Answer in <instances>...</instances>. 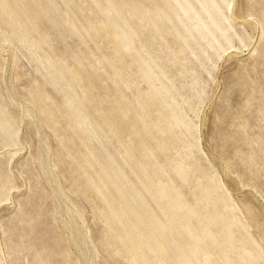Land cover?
Instances as JSON below:
<instances>
[{"label": "bare ground", "instance_id": "bare-ground-1", "mask_svg": "<svg viewBox=\"0 0 264 264\" xmlns=\"http://www.w3.org/2000/svg\"><path fill=\"white\" fill-rule=\"evenodd\" d=\"M90 1L104 21L98 24L89 21L88 27L96 37L105 40L110 57L103 56L104 64L82 73V60L72 65L66 58L51 57L50 52L44 50L46 53L39 59L45 71L44 80L51 82L58 92L51 96L45 89L35 88L33 105L22 102L33 124L38 126V118L45 121L61 146L68 147L66 153L84 177L80 193L94 205V211L106 228L104 237L109 243L110 257L126 261V264H262L264 215L253 206L257 200L255 186L248 187L245 192L242 189L245 193L243 211L247 223L263 239V244L254 242L246 223H237L238 215L228 214L234 208L230 195L215 181L214 173L206 175V181L198 184L199 191L188 188V180H199L197 174L205 170L195 158L178 153L173 145L180 138L182 141L184 133L192 139L193 126L186 120L183 109L188 98L182 99V92L176 94L179 89H188L177 88L167 77L165 69L159 66L161 56L136 45L142 36L144 20L153 31L160 30L165 21L163 28L169 30L168 34L174 33L179 41V53L174 52L168 64L184 59L191 63L190 58L194 57L203 72L212 59L211 52H218L226 44H232L234 36L238 37L225 13L228 0H148L151 7L145 6L146 0ZM262 3L264 5V0ZM58 11L55 0H0L7 40L18 39L26 41L27 45L29 41L25 37L38 34L29 44L30 49L39 44L50 48L48 28H41L38 22H45L49 28L58 25ZM49 12L53 13L49 15ZM260 12L263 16V10ZM70 26L74 35L81 36L75 24ZM261 38L264 41V36ZM129 50L133 52L130 58ZM89 53L94 57L91 51ZM131 61L137 64L133 65L137 78L134 81H128L126 76ZM106 66L111 67L110 72ZM183 68L194 70L195 66L187 64ZM199 75L192 81L196 82ZM142 76L147 77L150 94L139 90L136 98L130 101L126 90L135 86ZM161 78H166L171 87ZM104 79L112 83L107 85ZM157 81H160L158 85ZM9 90L8 96L20 103L14 90ZM198 96L201 97V90ZM152 98L157 99L155 104L150 103ZM145 103L150 107L140 113ZM0 130L5 133L4 137L10 135V121L5 117L0 120ZM71 136L77 139L75 145L69 143ZM40 146L43 171L54 187L64 214L62 226L78 255L70 259L72 253L66 254V260L69 264H97L90 260L93 249L88 234L77 227L72 217L74 214L81 219L82 212L76 204L68 202L55 182L52 167L44 159L46 141L41 139ZM251 157L248 155L246 159L249 161ZM262 169L258 172H263ZM263 174L256 171L252 179L264 180ZM2 190L3 186L0 193ZM184 192L189 193L188 199ZM239 229L244 233L237 231ZM38 264L49 263L41 259Z\"/></svg>", "mask_w": 264, "mask_h": 264}, {"label": "rangeland", "instance_id": "rangeland-1", "mask_svg": "<svg viewBox=\"0 0 264 264\" xmlns=\"http://www.w3.org/2000/svg\"><path fill=\"white\" fill-rule=\"evenodd\" d=\"M144 4L151 7L148 0ZM56 5L59 8L56 18L58 25L56 23L49 28L45 22H38L41 28H48L50 33L48 49L43 44L37 45L35 49L28 47L38 34H31L34 36L32 38L27 35V45L26 41L7 40V25L0 15V120L5 117L10 121V135L4 137L5 133L0 130V188L3 186V193H0V264H38L41 259L49 264H69L66 254L72 253V257L68 256L70 259L78 256L62 226L64 214L54 187L43 171L41 139L46 141L47 154L44 159L52 167L55 182L68 202L76 204L82 212L81 219L74 214L72 217L78 228L85 229L84 232L91 241L93 254L90 260L97 264H126V261L110 257L108 253L109 243L104 237L106 228L99 214L94 211L93 204L80 193L84 177L66 153L65 148L68 147L61 146L45 121L38 118L37 126L32 123L33 118L24 111L22 101L32 104L35 88L45 89L51 96L58 92L53 89L51 82L44 80L45 71L39 59L46 52H50V56L54 58H66L72 65L74 61L82 60V73L104 64L106 61L103 56L108 58L111 55V51H107L105 40L96 37L90 26L88 27L89 21L93 24L104 21V17L93 7L90 0H55ZM261 10L264 16L262 0H228L225 13L238 37L234 36L232 44H226L218 52H211L209 67L203 72L194 57L190 60L198 66L185 59L168 64L179 48V41L174 33L168 34L166 31L169 30L163 28L165 21H158L162 23V27L157 31L159 34L163 31L159 35L144 20L142 36L136 43L144 51L161 56L159 66L165 69L167 77L173 80L177 88L184 86L188 89H179L176 94L182 92V99L188 98V102L183 103V109L186 120L193 126L191 130L194 136L191 139L184 133L182 141L180 138L173 145L178 153L187 155L189 159L195 158L205 169L204 173L197 174L199 180H188V188L190 191H199L198 184L206 181V175L214 173L215 181L230 195L234 208L228 214L238 215L237 223H246L247 229L253 234L254 242L258 244H263V239L247 223L243 200L247 188L255 186L252 188L258 203L254 200L256 205L253 203V206L258 213L264 215V180L259 177L252 179V174L256 171L257 174L264 172H258L261 167L264 168V41L261 38L264 36V17ZM51 13L53 12H49V15ZM236 14L243 19H239ZM72 23L81 36L72 33ZM162 36L167 42H164ZM167 47L174 51L167 50ZM89 51L94 57L90 56ZM132 54V50H129L128 57ZM134 64L136 63L131 61V66H127L128 81L137 79L134 76ZM187 64L190 67L195 66V69H184L183 66ZM106 69L110 72L111 67L106 66ZM195 75H199V78L193 82ZM146 79L147 77L142 76L135 86L126 90L131 97L130 101L136 98L139 90L150 94V85ZM165 82L170 84L166 80ZM104 83L110 85L112 82L104 79ZM9 89L14 90L21 99L19 105L8 96ZM200 90L201 97L198 96ZM156 101V98H152L150 103L155 104ZM84 102L87 103L86 100ZM145 104L140 113L150 107ZM141 108L142 105L139 110ZM35 109H39L36 104ZM76 142L77 139L71 136L69 143L75 145ZM248 155L253 157L250 159L252 163L246 159ZM238 189L241 190L240 194ZM90 192L92 193L91 190ZM184 193L188 199L189 193ZM237 231L244 233L241 229Z\"/></svg>", "mask_w": 264, "mask_h": 264}]
</instances>
